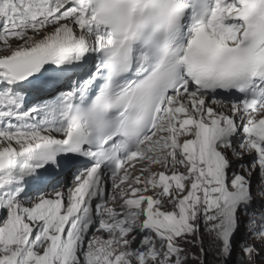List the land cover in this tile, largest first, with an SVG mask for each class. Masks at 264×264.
I'll use <instances>...</instances> for the list:
<instances>
[{
    "label": "snow or ice",
    "instance_id": "1",
    "mask_svg": "<svg viewBox=\"0 0 264 264\" xmlns=\"http://www.w3.org/2000/svg\"><path fill=\"white\" fill-rule=\"evenodd\" d=\"M264 264V0H0V264Z\"/></svg>",
    "mask_w": 264,
    "mask_h": 264
},
{
    "label": "rangeland",
    "instance_id": "2",
    "mask_svg": "<svg viewBox=\"0 0 264 264\" xmlns=\"http://www.w3.org/2000/svg\"><path fill=\"white\" fill-rule=\"evenodd\" d=\"M208 260H209V264H212V256H211V254L208 257Z\"/></svg>",
    "mask_w": 264,
    "mask_h": 264
}]
</instances>
